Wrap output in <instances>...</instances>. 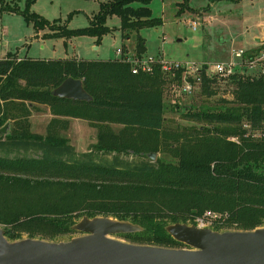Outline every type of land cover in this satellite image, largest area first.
I'll list each match as a JSON object with an SVG mask.
<instances>
[{
    "label": "trees",
    "instance_id": "trees-1",
    "mask_svg": "<svg viewBox=\"0 0 264 264\" xmlns=\"http://www.w3.org/2000/svg\"><path fill=\"white\" fill-rule=\"evenodd\" d=\"M0 1L1 9L20 11L35 29L49 24L54 34L64 36L100 39L110 29L105 20L112 14L120 17L126 37L161 22L152 14L151 0H100L89 24L73 29L56 26L27 6ZM145 49V38L137 34L134 55L141 57ZM205 64L200 92L215 94L222 83L231 97L218 108L186 106L180 115L190 123L174 124L165 115L164 90L174 81L182 83L181 68L165 71L155 61L149 71L132 72L126 53L108 59L40 58L9 50L1 56L0 126L10 123L9 132L0 134L5 235L60 239L75 231L70 225L82 214H104L144 227L122 236L180 247L185 244L165 224L195 222L207 209L226 213L211 224L214 228L264 224V73L237 67L219 76L207 72ZM68 76L81 78L91 99L52 94ZM38 104L52 114L44 134L31 130L30 115ZM70 118L96 129V141L87 150L77 151L62 135ZM155 151L173 160L151 158Z\"/></svg>",
    "mask_w": 264,
    "mask_h": 264
},
{
    "label": "rangeland",
    "instance_id": "rangeland-1",
    "mask_svg": "<svg viewBox=\"0 0 264 264\" xmlns=\"http://www.w3.org/2000/svg\"><path fill=\"white\" fill-rule=\"evenodd\" d=\"M6 1L11 6L16 3L20 9L27 6L30 11L40 14L50 23L70 29L88 25L90 19L98 12L100 2V0ZM183 1L184 5L181 4ZM149 6L153 15L161 17L158 24L134 29L126 37L120 27V17L112 14L105 20V24L110 27L109 31L97 39L91 34L70 36L54 34L49 24L35 29L32 21H27L20 11L1 9L0 1V56L11 50L19 56L40 58L78 55L88 59H108L117 57L116 48L120 47L121 54L130 53L127 54L130 58H136L134 55L136 36L141 34L146 45L141 57L206 63L210 66L215 61L239 60L234 51L247 48L255 36L261 35L264 26V0H151ZM193 21L195 27L192 26ZM239 70L248 71L247 73L253 71L244 62ZM164 95L165 115L174 124L190 123L180 115V110H184L186 106L218 108L224 105L222 99L231 97L227 86L222 83L215 94L206 95L200 92V83L191 92H187L182 84L176 81L165 87ZM38 107L30 115L31 130L44 134L51 114L47 105L38 104ZM91 127L84 119L70 118L68 128L61 133L77 151H84L96 141V129ZM26 153L32 154L33 151L29 150ZM154 153V158L173 160L167 152ZM107 157H110V154ZM211 221L206 225L211 226L215 223L214 219ZM77 233L78 231H73L58 238H68ZM114 236L127 241H138L120 234Z\"/></svg>",
    "mask_w": 264,
    "mask_h": 264
},
{
    "label": "water",
    "instance_id": "water-1",
    "mask_svg": "<svg viewBox=\"0 0 264 264\" xmlns=\"http://www.w3.org/2000/svg\"><path fill=\"white\" fill-rule=\"evenodd\" d=\"M52 94L91 99L82 79L68 76ZM10 123L0 126L9 132ZM155 153H150L154 158ZM70 227L77 234L69 238L45 239L22 236L9 239L0 225V264H264V224L252 229L200 225L172 221L165 230L185 246L174 247L127 241L115 234L143 230L129 218L82 214Z\"/></svg>",
    "mask_w": 264,
    "mask_h": 264
},
{
    "label": "built area",
    "instance_id": "built-area-1",
    "mask_svg": "<svg viewBox=\"0 0 264 264\" xmlns=\"http://www.w3.org/2000/svg\"><path fill=\"white\" fill-rule=\"evenodd\" d=\"M192 26L195 27V21H193ZM118 54L122 53V49L118 47L116 49ZM235 56L239 57V60H228V61H215L210 66L205 64V68L209 73H215L219 76H227L232 71H234L237 67L242 66V62L246 63L248 67H259L258 73H264V43L262 47L255 51L249 52L246 54V51L242 48L234 51ZM128 59L133 62L132 72H137L138 69L149 71L152 67L153 62L160 61L161 68L165 71H170L174 69L181 68L182 69V86L184 90L187 92H191L194 87L200 83V69L204 65V63H194L189 61H178L173 59H162V58H154V57H136ZM192 76V79L188 77ZM264 133V126L262 128ZM226 216V213H219L212 209L205 210L201 215L197 216L195 222L200 225H206L211 220L219 221Z\"/></svg>",
    "mask_w": 264,
    "mask_h": 264
},
{
    "label": "crops",
    "instance_id": "crops-1",
    "mask_svg": "<svg viewBox=\"0 0 264 264\" xmlns=\"http://www.w3.org/2000/svg\"><path fill=\"white\" fill-rule=\"evenodd\" d=\"M263 43H264V26H263V31H262V33H261V35L260 36H255L254 38H253V41L252 42H250L248 45V47L247 48H245L244 50L246 51V54L247 53H249V52H255V51H257V50H259L261 47H262V45H263ZM118 48V47H117ZM116 48V49H117ZM240 49V48H239ZM237 50V49H236ZM117 53V52H116ZM133 53V52H132ZM127 54H129L130 55V53H127ZM5 55V54H4ZM120 54H118V56H119ZM1 57V56H0ZM77 57H80V56H78L77 55ZM249 68H252L253 69V71H251V72H249L250 74H255L256 72L258 73L259 72V67H256V66H254V67H249ZM256 69V70H255ZM248 72V71H247ZM51 114V113H50ZM52 115V114H51ZM92 129H94V127H91Z\"/></svg>",
    "mask_w": 264,
    "mask_h": 264
}]
</instances>
